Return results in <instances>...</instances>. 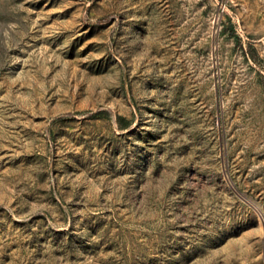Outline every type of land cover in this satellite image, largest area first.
Returning a JSON list of instances; mask_svg holds the SVG:
<instances>
[{"label":"rangeland","instance_id":"rangeland-1","mask_svg":"<svg viewBox=\"0 0 264 264\" xmlns=\"http://www.w3.org/2000/svg\"><path fill=\"white\" fill-rule=\"evenodd\" d=\"M0 264H264V0H0Z\"/></svg>","mask_w":264,"mask_h":264}]
</instances>
